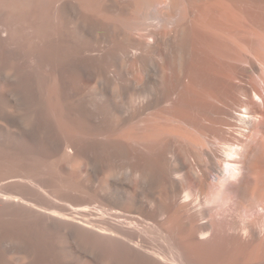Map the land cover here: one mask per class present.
I'll list each match as a JSON object with an SVG mask.
<instances>
[{"label":"bare ground","instance_id":"6f19581e","mask_svg":"<svg viewBox=\"0 0 264 264\" xmlns=\"http://www.w3.org/2000/svg\"><path fill=\"white\" fill-rule=\"evenodd\" d=\"M0 264H264V0H0Z\"/></svg>","mask_w":264,"mask_h":264}]
</instances>
